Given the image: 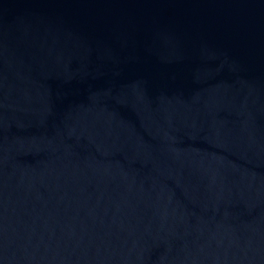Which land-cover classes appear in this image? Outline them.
<instances>
[{"label": "water", "instance_id": "water-1", "mask_svg": "<svg viewBox=\"0 0 264 264\" xmlns=\"http://www.w3.org/2000/svg\"><path fill=\"white\" fill-rule=\"evenodd\" d=\"M0 264H264V0H0Z\"/></svg>", "mask_w": 264, "mask_h": 264}]
</instances>
